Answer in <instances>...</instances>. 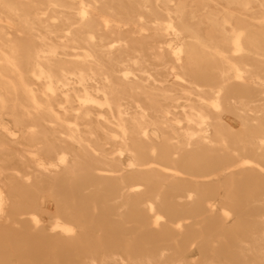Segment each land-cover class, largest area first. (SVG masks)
<instances>
[{"label": "bare ground", "instance_id": "obj_1", "mask_svg": "<svg viewBox=\"0 0 264 264\" xmlns=\"http://www.w3.org/2000/svg\"><path fill=\"white\" fill-rule=\"evenodd\" d=\"M223 254L264 264V0H0V264Z\"/></svg>", "mask_w": 264, "mask_h": 264}, {"label": "rangeland", "instance_id": "obj_2", "mask_svg": "<svg viewBox=\"0 0 264 264\" xmlns=\"http://www.w3.org/2000/svg\"><path fill=\"white\" fill-rule=\"evenodd\" d=\"M236 59H238V58H236ZM237 88H239V87L237 86ZM231 121H232V123L237 124L238 119L237 118H232ZM216 244H218V242ZM233 246H234L233 244H228L227 247H226V245L223 244V247H226V249H229V247L232 248ZM190 249H191V254L190 255H194L195 258H199V262L200 263L205 262L206 258L208 256L210 257V255H211V254H208L207 255V253L206 254L203 253V250L201 251L202 253L200 254V249L197 247V245L196 246L195 245H192L190 247ZM250 259L251 258L249 256L244 258V257L235 256V255L223 254V255H221L219 257L218 260L221 263L241 264L244 260L248 262V261H250ZM171 261H172V257L166 256V258L164 259V261H162L161 263L162 264L163 263H166V262L169 263Z\"/></svg>", "mask_w": 264, "mask_h": 264}]
</instances>
